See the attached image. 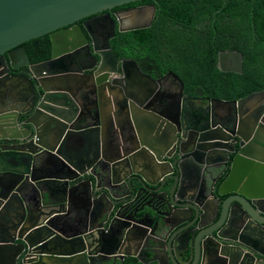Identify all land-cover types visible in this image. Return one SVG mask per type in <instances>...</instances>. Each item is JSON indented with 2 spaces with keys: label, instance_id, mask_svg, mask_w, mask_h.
Segmentation results:
<instances>
[{
  "label": "water",
  "instance_id": "water-1",
  "mask_svg": "<svg viewBox=\"0 0 264 264\" xmlns=\"http://www.w3.org/2000/svg\"><path fill=\"white\" fill-rule=\"evenodd\" d=\"M134 1L0 0V264H127L131 256L160 264V252L171 264H264V247L255 245L264 243V89L216 99L232 105L231 120L215 119L210 105L181 122L192 140L183 132L176 144L178 116L150 106L157 80L135 60L118 59L109 44L114 30L98 45L87 28L90 43L77 26L66 28ZM47 33L50 58L30 64L22 44ZM20 66L29 75L9 74ZM217 67L241 73L240 51L219 52ZM10 88L17 96L6 98ZM91 126L109 130L111 140L87 145L93 154L72 161L66 141ZM235 135L239 149L230 156L224 145Z\"/></svg>",
  "mask_w": 264,
  "mask_h": 264
},
{
  "label": "trees",
  "instance_id": "trees-1",
  "mask_svg": "<svg viewBox=\"0 0 264 264\" xmlns=\"http://www.w3.org/2000/svg\"><path fill=\"white\" fill-rule=\"evenodd\" d=\"M155 2L150 26L117 32L120 58L153 76L168 71L186 96L235 99L264 89V0H140ZM240 51L242 72H223L218 53ZM39 59V58H38ZM127 264H145L129 257Z\"/></svg>",
  "mask_w": 264,
  "mask_h": 264
},
{
  "label": "flooded vegetation",
  "instance_id": "flooded-vegetation-1",
  "mask_svg": "<svg viewBox=\"0 0 264 264\" xmlns=\"http://www.w3.org/2000/svg\"><path fill=\"white\" fill-rule=\"evenodd\" d=\"M138 1H140V0L130 2V3H126V4H122L119 6H115V7H112L111 9H107V10H104L101 12H97L95 14H91L87 17L80 18L78 21L74 22L72 25H70L66 28H70L72 26H77L83 32V34L86 35L88 42L90 43L91 39L86 34L87 33L86 28H87L88 32L91 33L92 40H93V38L96 39V41L98 42V45H99V44H101V42L104 38H106L107 36H111L113 30L115 32V35L117 32H123V31L119 30V27L123 28V27L136 26V25H139L142 23H147V21L151 17L153 19L155 11H156L155 2L154 1L138 2ZM111 20H114V22L113 21L111 22ZM146 27H148V26H146ZM142 28H145V27H142ZM136 29H140V28H136ZM131 30H134V29H131ZM126 31H128V30H126ZM115 35L109 38L110 47H111V41L113 38H115ZM56 36L59 38L58 39V48L59 49L66 48V46H64L65 42L62 39V35L56 34ZM50 41H51V37H50L49 33H47V34H44L42 36L36 37L34 39L28 40L22 44V46H24V48L26 50L30 64H38L39 62L45 61L48 58H50V56H51V42ZM118 59L123 60V59H133V58H120V57H118ZM133 60H135V59H133ZM138 66H139V64H138ZM140 69L142 70L141 67H140ZM10 71H12V70H10ZM91 71H89V73ZM168 72H172V71H168ZM168 72H166L160 76L151 75L155 80H157L158 86L154 90V92L150 98V106L154 107L155 110L157 111V113L165 112L166 110L170 109L173 112L174 116H175V114H176V117L178 116L177 120L180 121V124L177 125L176 127H173L174 132L176 134V138H175L176 144H179L178 141L180 139V133H183V132L186 134L185 136L188 137L187 138L188 142L192 140V137L189 136L185 130H183V129L179 130V128L181 127V124L182 123L187 124L188 122L192 123L193 121L191 120V118L194 114L195 115L196 114L201 115L204 113L205 110H207V112H209V110H211L210 105H213L214 115H215L214 118L215 119H217L219 121H224V118H229V120H231V117H230L231 111H232V105L231 104H225V103H220L218 101H215L216 99H221V98L186 96V95H184L183 87H182L181 94H182L183 98L184 97L186 98L184 101V104H183V110L184 111H182V109H179V108H182V103L180 101V90H181L180 81L181 80H179L180 78L175 73L174 74L179 79L177 77L174 78L171 75L167 76ZM12 73H16L19 76H24V75H29L30 72H29L27 66H20L16 70L9 72L10 75ZM144 73H146V72H144ZM116 75H120L119 70H118V74H116ZM112 77H115V75ZM92 79L89 82H87V84H89L91 86L90 89L92 91H94L93 95L90 96V100L93 101L92 104H96L97 93L95 91H97L98 88H96ZM138 85H139L138 80H136V78L132 77L129 81V86L130 87L132 86L131 89L132 90H133V88L135 89L136 87H138ZM107 89L108 88H106V90ZM111 91H112V89H111ZM5 95H6V98L8 95H9V97L17 96L15 91L12 90L11 88H10V92L9 93L6 92ZM246 95H244V96H246ZM108 96L110 97L109 94H108ZM244 96H241V97H244ZM241 97H238L235 99H221V100L231 101V100H237ZM164 100H166V101L164 102L165 105L163 107L162 101H164ZM85 101H87V100L83 99L82 103L84 104ZM212 101H213V103H212ZM257 107L258 106H256V110L253 111V109H254V107H253V109L249 111L250 113H252V116L258 112ZM110 108L111 107H109V109L106 107L104 108V117H106L105 114L108 110H109L108 114L110 115L109 118L112 117L113 109L112 108L110 109ZM95 110H97V109H95ZM138 110L140 112L143 111L140 109H138ZM98 111H99V105H98ZM98 111H97V113H98ZM236 112H237V110H236ZM97 113L95 115V111H94V116L96 117V119H98ZM129 113H131V111L128 112V114ZM167 115H171V113H167ZM262 115L263 114H261V116L259 118H257V117L254 118L253 122H254L255 126H253L254 128H252V130H254L257 127L258 123L262 121ZM187 116H188V118H187ZM263 117H264V115H263ZM100 118H101V116H100ZM166 118H168V117H166ZM249 118H250V116H249ZM236 119L238 120L237 114H236ZM183 120H184V122H183ZM230 122L231 121H229L228 126H230V128H233V126H235L236 123L230 124ZM262 123L264 124L263 121H262ZM242 130H243L244 134H245V132H247L244 129H242ZM103 136H105V133ZM235 137H236V135H235ZM238 142H239L238 137H236L235 140H233V138H228V140L226 142L227 144L224 145V150H226L230 154V156H232L239 149ZM184 147H185V145H184ZM175 152H177V148H176ZM102 198L103 197H100V199H102ZM147 199H150V196ZM102 200L104 201L102 203L106 204L105 207L110 206V202L107 199L103 198ZM79 229H80V226L77 223V224H74V226H71L70 229H67V232L70 234V233H74V232L78 231ZM113 229L114 228L111 229L112 230L111 234L114 233ZM260 233H264V232L262 231ZM262 236L264 239V234H262ZM255 242H256L255 245L258 246L259 248H260V246L264 247V243H262L260 245L259 238H256ZM207 244H209L211 248H214V247L218 248L217 243L211 239H208ZM133 258H135V257H133ZM157 258H158V255H157ZM127 259L128 258L125 259V262ZM143 259H144V261H146L148 258L143 257ZM154 261L159 263L157 260H154ZM154 261L152 260L151 262H148V263L143 262V263L154 264L153 263ZM220 262L225 263L226 261L223 259L222 260L220 259ZM160 264H171V263H169L165 257L164 261L160 260Z\"/></svg>",
  "mask_w": 264,
  "mask_h": 264
},
{
  "label": "crops",
  "instance_id": "crops-1",
  "mask_svg": "<svg viewBox=\"0 0 264 264\" xmlns=\"http://www.w3.org/2000/svg\"><path fill=\"white\" fill-rule=\"evenodd\" d=\"M107 96V94H106ZM97 126V128H95L94 126H91L90 129L82 131L83 134H79L78 135H71L68 140L66 141V145L64 146V148L66 147L67 151L69 149V152L71 153V160H86L88 159L93 153L89 150H86V146L90 145V144H94V146L96 145V142L98 141V145H99V140H106V142H108L110 139L109 136V131H105V136H103V132L102 129ZM81 133V130H79ZM49 161H53L52 164L53 166H58L59 167V163L58 161L53 158L48 156ZM48 162V161H47ZM45 167L51 172L54 171V168H51V166H49L48 164H45ZM159 259L161 261L165 260V255L160 252L159 254ZM118 264H120V262H117ZM154 264H159L156 261L153 262Z\"/></svg>",
  "mask_w": 264,
  "mask_h": 264
}]
</instances>
